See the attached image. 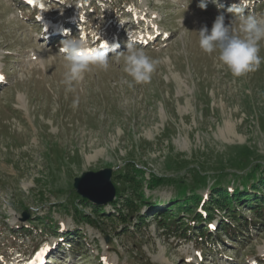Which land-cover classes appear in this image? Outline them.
<instances>
[{"label":"rangeland","instance_id":"rangeland-1","mask_svg":"<svg viewBox=\"0 0 264 264\" xmlns=\"http://www.w3.org/2000/svg\"><path fill=\"white\" fill-rule=\"evenodd\" d=\"M206 2L0 0V264H264V223L230 235L264 198V62L234 77L198 43L217 16L231 24L233 4L264 20V0ZM79 35L111 49L110 66L66 92L61 42ZM130 41L160 61L148 83L113 57ZM107 167L135 210L117 194L81 202L75 177ZM133 167L140 193L117 176ZM171 210L210 243L164 227Z\"/></svg>","mask_w":264,"mask_h":264},{"label":"clouds","instance_id":"clouds-1","mask_svg":"<svg viewBox=\"0 0 264 264\" xmlns=\"http://www.w3.org/2000/svg\"><path fill=\"white\" fill-rule=\"evenodd\" d=\"M219 5V0H212ZM202 9L207 7L206 0H201ZM234 16L231 24H225L223 14L217 16L211 29L205 25L198 32L199 47L208 54L218 53L221 66L226 67L234 77H243L260 68L264 57L260 56L261 44L264 42V20L254 14H245L239 4L229 9ZM60 51L64 55L67 71L63 84L66 92H73L74 83L81 81L84 75L95 69L107 71L110 66L107 46H93L83 35L70 36L61 42ZM117 61H123V71L136 84L148 83L159 60L149 57L143 50L137 49L130 41L127 50L116 54ZM129 86H132L131 84ZM79 106V97L73 100L72 107Z\"/></svg>","mask_w":264,"mask_h":264},{"label":"trees","instance_id":"trees-1","mask_svg":"<svg viewBox=\"0 0 264 264\" xmlns=\"http://www.w3.org/2000/svg\"><path fill=\"white\" fill-rule=\"evenodd\" d=\"M133 169H134V173H132L130 171L123 173V171H120L117 174V176L118 177L122 176L123 180L127 184H130L131 186H133L134 189H136V192L140 193V190L142 188L140 178H144V173H143L142 169H140V168L133 167ZM257 171L253 170L252 173H249L246 175H241L242 179L244 180V183L249 184L250 182H252V179L255 177V174ZM164 179L165 178H163V177H158L156 175H153L149 182L152 185H157V184H160L161 182H163ZM263 182H264V180H263ZM252 186L255 187L254 185H252ZM116 194H117V200L113 202L114 206H118L119 200H122V202H124V204L127 205V207L129 209L135 210L133 197H129L127 194L125 195L124 191L119 190V189H117ZM181 194H182L181 196L183 197L184 193H181ZM240 195H243V194H237V196H240ZM123 196H125V197H123ZM216 196H219V195H215V197ZM80 199H81V202L83 204H86V202L91 204V202L86 198L80 197ZM185 200H187V199H185ZM194 204L197 205V202L194 201ZM250 205H251L250 209L256 215V220L254 222H248L247 221L245 223H242V221H241L238 228H234V226H231L232 229L230 231V235L233 236V238L242 237L243 234L241 232L246 231L247 227H249L250 224H253V225L261 224L262 225L264 223V198L263 199L258 198V202H256L255 205H254V203H251ZM93 206H94L93 207L94 212L99 213L97 206L94 204H93ZM182 206L183 205L180 206V211H181ZM191 207H193V206H191ZM191 207H190V210L192 209ZM208 212L211 214L210 208H209ZM78 213L79 212L77 209V212H75L76 217L83 219L84 217H81L80 213L79 214ZM159 215L161 217V220H163V222H164L163 225L166 224V225H164V227H167L170 229H175L176 230L175 232L177 233V235L180 234L182 237H190L192 240H194L195 245L210 243L211 236L209 234H207V230H205V228L203 226L199 227V229L196 228V225H195L196 218L192 219V223L187 226V223H185L182 220L181 221L178 220V217L175 216L176 214H175L174 210L166 211V212L160 213ZM197 216L198 217L200 216V219L202 218V216L200 214H198ZM136 219H139V216H137ZM140 219H141V221L143 220L142 218H140ZM237 219H239V218H237ZM121 220H125V219H121ZM239 220H241V219H239ZM241 223H242V225H241Z\"/></svg>","mask_w":264,"mask_h":264},{"label":"water","instance_id":"water-1","mask_svg":"<svg viewBox=\"0 0 264 264\" xmlns=\"http://www.w3.org/2000/svg\"><path fill=\"white\" fill-rule=\"evenodd\" d=\"M113 168L107 167L98 171H85L74 179L77 193L88 200L98 203L110 202L116 195V187L112 181ZM25 214V218H27Z\"/></svg>","mask_w":264,"mask_h":264},{"label":"bare ground","instance_id":"bare-ground-1","mask_svg":"<svg viewBox=\"0 0 264 264\" xmlns=\"http://www.w3.org/2000/svg\"><path fill=\"white\" fill-rule=\"evenodd\" d=\"M51 28V27H50ZM52 29H49L48 28V30L46 31V33H45V35H44V37L45 38H48V37H50V34H49V32L51 31ZM52 31H54V30H52ZM59 31H56V33H58Z\"/></svg>","mask_w":264,"mask_h":264}]
</instances>
